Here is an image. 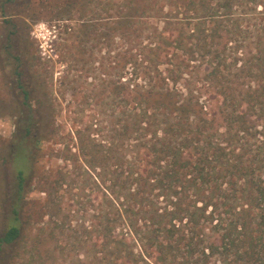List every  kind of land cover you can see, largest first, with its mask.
<instances>
[{
  "label": "trees",
  "instance_id": "1",
  "mask_svg": "<svg viewBox=\"0 0 264 264\" xmlns=\"http://www.w3.org/2000/svg\"><path fill=\"white\" fill-rule=\"evenodd\" d=\"M103 9L96 41L123 51L107 57L95 117L73 136L55 138L35 77L20 79L32 58L13 55L0 264H264V0Z\"/></svg>",
  "mask_w": 264,
  "mask_h": 264
},
{
  "label": "rangeland",
  "instance_id": "2",
  "mask_svg": "<svg viewBox=\"0 0 264 264\" xmlns=\"http://www.w3.org/2000/svg\"><path fill=\"white\" fill-rule=\"evenodd\" d=\"M73 1L71 11H63L58 17L64 0H0V148H9L8 142L15 128V106L20 102L14 87V54L20 55L23 61L27 56L32 58L31 68L21 73L20 79L28 84L30 74L35 77V99L48 105L49 117L57 132L55 138L65 132L73 136L69 130L73 124L82 127L87 118L95 117L98 107L92 95L108 77L107 57L112 52L121 53L123 47L116 42L119 48L111 45L109 48L102 38L96 41L97 34L106 30L104 23L109 17L103 5L107 0H100V3L96 0ZM86 20L96 25V33L90 30L84 35L81 32L84 27L80 23ZM12 24H15V33L7 39L8 32L14 30ZM105 112L108 113V107ZM51 146L56 149L61 144ZM70 149L74 151L73 147ZM9 179L8 167L0 159V187H5ZM75 179L79 180L77 176ZM69 197H72L69 202L84 201V197L75 198L73 193ZM80 206V203L73 204L79 210ZM66 260L68 263L69 259Z\"/></svg>",
  "mask_w": 264,
  "mask_h": 264
}]
</instances>
